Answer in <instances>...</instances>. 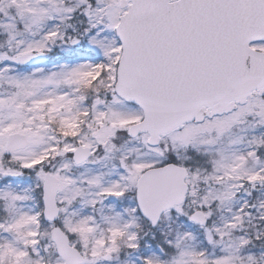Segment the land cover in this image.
<instances>
[{"label": "snow or ice", "instance_id": "1", "mask_svg": "<svg viewBox=\"0 0 264 264\" xmlns=\"http://www.w3.org/2000/svg\"><path fill=\"white\" fill-rule=\"evenodd\" d=\"M0 264H264V0H0Z\"/></svg>", "mask_w": 264, "mask_h": 264}]
</instances>
